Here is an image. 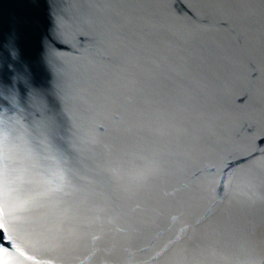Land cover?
<instances>
[{
  "label": "water",
  "instance_id": "water-1",
  "mask_svg": "<svg viewBox=\"0 0 264 264\" xmlns=\"http://www.w3.org/2000/svg\"><path fill=\"white\" fill-rule=\"evenodd\" d=\"M0 264H264V0H0Z\"/></svg>",
  "mask_w": 264,
  "mask_h": 264
},
{
  "label": "snow or ice",
  "instance_id": "snow-or-ice-1",
  "mask_svg": "<svg viewBox=\"0 0 264 264\" xmlns=\"http://www.w3.org/2000/svg\"><path fill=\"white\" fill-rule=\"evenodd\" d=\"M2 227H3V226H2V225H0V229H2Z\"/></svg>",
  "mask_w": 264,
  "mask_h": 264
}]
</instances>
